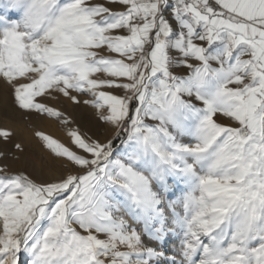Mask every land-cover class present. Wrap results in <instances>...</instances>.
<instances>
[{
	"label": "snow or ice",
	"instance_id": "1",
	"mask_svg": "<svg viewBox=\"0 0 264 264\" xmlns=\"http://www.w3.org/2000/svg\"><path fill=\"white\" fill-rule=\"evenodd\" d=\"M0 78L58 119L36 98L90 95L113 130L36 131L59 178L0 168V264L158 262L144 237L179 243L163 264H264V0H0Z\"/></svg>",
	"mask_w": 264,
	"mask_h": 264
},
{
	"label": "rangeland",
	"instance_id": "2",
	"mask_svg": "<svg viewBox=\"0 0 264 264\" xmlns=\"http://www.w3.org/2000/svg\"><path fill=\"white\" fill-rule=\"evenodd\" d=\"M94 2H104V0H94ZM103 54L116 58L115 54L107 51ZM96 75L103 78L101 73ZM104 90L109 91L108 89ZM73 94L78 96L81 101L80 104H74L58 93L37 97V102L53 107L62 113L59 119L48 117L46 114H37L34 111L19 109L14 103L11 86L0 78V130L6 129L12 132V136L8 140L0 138V153L5 154L0 157V168H4L9 174L23 171L38 182L59 178L69 171H77V169L70 166L66 167V161L62 158H56L45 146L42 148L35 147L27 143L25 139L26 131H30L40 141L35 132L40 131L39 126L45 121L52 123L54 130L50 135H46L51 136L73 151L79 150L72 144L68 135L71 129H78L82 135L102 141L109 138L113 130L98 120L94 108L83 103L84 100L91 99L90 95ZM65 119L69 121L68 124L63 122ZM17 143L21 145V149L15 147ZM144 241L149 246L157 248V250L163 245L161 247L162 250L159 252L164 251V256H161L158 262L154 261L153 264H163L162 261L173 255L179 247L178 242L175 243L176 245H171V241L166 244L155 243L148 237H144ZM169 244L170 246H168Z\"/></svg>",
	"mask_w": 264,
	"mask_h": 264
},
{
	"label": "bare ground",
	"instance_id": "3",
	"mask_svg": "<svg viewBox=\"0 0 264 264\" xmlns=\"http://www.w3.org/2000/svg\"><path fill=\"white\" fill-rule=\"evenodd\" d=\"M39 130H40V132H43V133H45V134H51V133H53V124L52 123H50V122H47V121H45V122H43V123H41V125L39 126ZM25 139H26V142L27 143H29V144H31V145H34L35 147H38V148H42V147H44V144H43V142L40 140V141H38L35 137H34V134L33 133H31L30 131H26V133H25ZM33 150V149H32ZM43 156V155H42ZM156 243V242H155ZM171 245L173 244L172 242L170 243ZM170 244L168 245V246H170ZM176 245V244H175ZM163 246V245H162ZM162 246H160L159 247V250L158 251H160V250H162L161 249V247ZM165 248V247H164ZM170 248V247H169ZM161 253H164V251H161ZM164 256V255H163ZM165 259V258H164ZM162 263H163V261H162Z\"/></svg>",
	"mask_w": 264,
	"mask_h": 264
}]
</instances>
